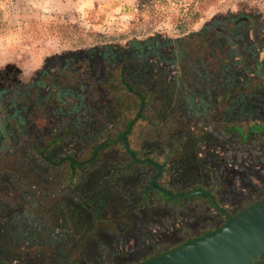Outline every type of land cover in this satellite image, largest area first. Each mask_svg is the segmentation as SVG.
Returning a JSON list of instances; mask_svg holds the SVG:
<instances>
[{"label": "rangeland", "instance_id": "rangeland-1", "mask_svg": "<svg viewBox=\"0 0 264 264\" xmlns=\"http://www.w3.org/2000/svg\"><path fill=\"white\" fill-rule=\"evenodd\" d=\"M108 12L55 15L32 0H0V73L26 84L48 65L61 67L60 59L94 58L77 66V76H64L60 109L32 110L9 137L0 130V264H134L224 222L201 195L149 193L140 204L155 171L124 167L130 159L115 140L127 128L136 159L167 163L158 185L174 195L196 188L233 212L264 196V0H211L192 17L157 0ZM228 17L249 18L244 35L253 40L257 30L260 42L250 65L261 64L257 78L241 74L236 90L212 89L219 76L195 68L190 47L180 73L174 65L146 76L143 64L121 70L114 63L124 52L175 46ZM142 76L148 86H140ZM141 89L139 116L134 92ZM252 264H264V256Z\"/></svg>", "mask_w": 264, "mask_h": 264}, {"label": "trees", "instance_id": "trees-1", "mask_svg": "<svg viewBox=\"0 0 264 264\" xmlns=\"http://www.w3.org/2000/svg\"><path fill=\"white\" fill-rule=\"evenodd\" d=\"M157 1L158 2H170V3L176 4V5H178V8L181 11H183L182 12V13H184L183 16L192 17V16L196 15L195 13L199 10L201 4L207 3L208 1H211V0H157ZM247 20H249V18H244L240 21H236V19H230L228 17V19H225V20L212 21V22L204 25L203 28H201L199 31L194 32L189 36H186L182 41H178V43H176L177 48H173V49L169 48L167 50V51H171V55L173 54V55H176V57H177V58H174L175 59L174 65H180V67H181V68H178L177 71L180 73L181 71H183V68L189 64V61L187 60V50H188V47H190L191 50L195 49L196 53L198 54V55L197 54L195 55L196 60H197L195 68H197L198 70H200L204 73L206 71V73L207 74L210 73L211 76H216V75L219 76L218 79L220 80L219 81L220 85H216V84L212 85L213 87H211V88L214 90H215V88H217L219 90V92L221 91L224 93H228L230 90H236V88L238 87L239 81L241 82V79H243V77H244V75H241V74L247 73L250 70L253 74V77L257 78V77H255L256 73H257L256 71H258L260 69L261 64L256 65L254 68H251L250 65H252L251 61L253 59V55L251 54V50L254 47L260 45V42L257 38L258 37V33H256L257 30H256V32L253 31L254 32L253 40H249L247 34L244 35V33L246 32V29L249 27L248 25L246 26ZM183 43H185V44H183ZM181 44H183L184 47L183 46L181 47ZM167 46H170V45H167ZM180 49H183V50H180ZM167 51H165V52H167ZM191 53H193V52L191 51ZM193 54H195V53H193ZM200 55H201V57L202 56L203 57L200 58ZM202 60L207 61V63L209 65L211 64L213 66V69L208 68V66H204L206 63H204ZM128 61H130V63H132V64L133 63L141 64V65L145 64L144 60L143 61H137V60L129 58ZM202 67H205V71H204V69H202ZM237 75H240V76H237ZM187 79H188V84L191 85V88L194 89L195 84L193 83L194 82L193 79H191L189 77ZM235 81H238V82L235 83ZM120 82L124 86L125 90L129 89V91L131 92L130 88H128L129 85L124 80H122ZM147 83L149 84V81L145 80V78H144L141 80L140 86L145 87V86H147ZM142 90L143 89L134 92V95L136 96L137 102H138V111H137L138 114L137 115H139V116L141 114L142 109L145 106V99H144L145 97L141 93ZM139 116H138V119L140 118ZM128 127H129V125H128ZM127 130H128V128L126 130H124L119 135V137L123 136L124 138H126ZM251 133H247V135H249ZM131 153L134 157L137 156V154L135 152L131 151ZM144 160L150 161V160H146V159H144ZM150 162H152V161H150ZM132 165H134V164L131 162V160H129V164L124 166V167L132 166ZM158 165L161 167V170L164 171L167 163L163 162V163H159ZM70 166H71V168H74L75 167L74 162H71ZM154 171H155V169H154ZM159 179H161V176ZM154 185L156 187L160 188V186L158 185V180L155 182ZM160 189H162V190H164L170 194H173L170 191H167L166 189H163V188H160ZM195 191H197L196 188L192 189L189 192H195ZM149 193L159 195L163 199L168 200L165 196L160 195L159 193L151 190L149 188V186H146L141 191L140 199H139L140 204H143L142 202L146 199V196ZM175 195H179V194H175ZM254 203H252V204H254ZM208 233H210V232H207V233L203 234L202 236H204ZM191 241H193V240H188V241H186V242H184L178 246L189 243ZM178 246H176V247H178ZM173 248H175V247H173ZM173 248H171V249H173ZM171 249H167V250L163 251L162 253H164L168 250H171ZM157 255H159V254H157ZM263 256H264V254H261L258 257V259H260Z\"/></svg>", "mask_w": 264, "mask_h": 264}, {"label": "water", "instance_id": "water-1", "mask_svg": "<svg viewBox=\"0 0 264 264\" xmlns=\"http://www.w3.org/2000/svg\"><path fill=\"white\" fill-rule=\"evenodd\" d=\"M115 141L122 143L124 152L132 163L155 169L149 181L151 190L171 200L195 195L205 196L212 207L226 217L225 221L210 233L135 264H252L264 254V197L245 209L228 215L216 206L210 195L200 191L170 194L154 185L161 174L159 165L136 159L123 136Z\"/></svg>", "mask_w": 264, "mask_h": 264}, {"label": "flooded vegetation", "instance_id": "flooded-vegetation-1", "mask_svg": "<svg viewBox=\"0 0 264 264\" xmlns=\"http://www.w3.org/2000/svg\"><path fill=\"white\" fill-rule=\"evenodd\" d=\"M175 46L165 45L163 47L160 46L157 48L156 47L147 48L146 46V49L143 47L140 48L138 50V53H135L133 51L124 52L118 57L113 56L115 57L114 63L118 68L124 70V67L130 64V61H128L129 58L137 61L144 60L145 62L144 66H146L145 72H143L141 69L140 70L142 74L146 76H148L149 73L151 72H158V70L164 72L172 71V69L174 68L175 59H173L170 56L171 51H167V50L169 48L173 49L175 48ZM254 49L255 48H253L252 50ZM163 50L167 52H164ZM252 50H251V54H252ZM95 58L97 60L102 61L104 65L109 64L105 62L107 58H103V57H95ZM93 59L94 58L92 55L66 58L62 60L60 59L61 67H58L57 69L56 68L52 69L53 67H50L48 65L35 78L30 80L26 84H21L15 81L13 78L15 77V74H12L11 77L8 70H5L3 73H0V114L2 113L5 114L3 118H1L0 116V127H1L0 130L3 128L4 133L7 134V137H9L12 135V133L15 132L17 133L23 128L22 125L19 127H16V125L18 122H20V118L22 116L23 117L25 116V118H27L26 116L27 113H30L32 110L34 109L55 110L56 107H58L57 109H60L59 107L60 103L56 99L60 91L57 90V87L61 85V82L64 83V79H63L64 76L66 77H71L73 75L77 76L78 75L77 66L80 65L81 62L83 64V62H90ZM141 78L142 79L145 78L146 80L145 76H142ZM43 91L45 93L42 94ZM19 114L22 115L20 116ZM11 124L14 125L10 127L9 125ZM219 209L228 215H233L236 213L233 211L223 210L221 208ZM214 210L221 217L226 219V217L222 213L218 212L216 209ZM197 238L199 237H196L195 239Z\"/></svg>", "mask_w": 264, "mask_h": 264}, {"label": "crops", "instance_id": "crops-1", "mask_svg": "<svg viewBox=\"0 0 264 264\" xmlns=\"http://www.w3.org/2000/svg\"><path fill=\"white\" fill-rule=\"evenodd\" d=\"M43 11L55 15H79L91 10L108 8L110 13L130 7L133 0H32Z\"/></svg>", "mask_w": 264, "mask_h": 264}]
</instances>
